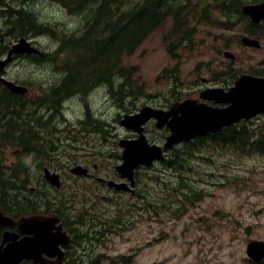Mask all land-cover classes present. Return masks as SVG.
Here are the masks:
<instances>
[{
    "label": "rangeland",
    "instance_id": "374dc122",
    "mask_svg": "<svg viewBox=\"0 0 264 264\" xmlns=\"http://www.w3.org/2000/svg\"><path fill=\"white\" fill-rule=\"evenodd\" d=\"M26 1L29 3L24 5L36 12L42 22L56 24L52 35L32 39L33 46L42 53L56 51L60 40L67 34L82 35L83 18L72 14L62 2ZM244 1L245 5L264 2ZM185 2L187 6L196 8L201 16L198 21L185 25L186 30L189 26L193 30L191 42L188 41L183 48L171 47L179 40L171 35L176 20V15L172 14L131 56L124 58L126 67L137 68L135 77H139L141 88L135 99L127 100L126 110L120 108L107 91L93 94L91 101L85 96L67 101L57 112L38 108L36 117L26 111L21 115L28 113L32 118L29 123L33 124L28 130L39 131L38 134L44 137L43 145L58 150L54 164L56 170L62 172L58 171L62 175L63 186L56 192L44 179V168L53 164L54 156L32 162L30 155H22L12 169L18 180L11 192L32 197L30 212L42 211L41 194L47 196V203L53 204L57 198L66 229L91 231L93 222L92 239H86V244L92 243V248L96 247L90 258L93 262L248 264L249 243L264 241V154L253 146L263 136L264 115L237 124H245L249 132L239 145L215 144L208 140L201 150H194L196 155L189 157L191 159L185 166L187 170L166 169L160 162L151 169L142 168L135 194L113 191L102 187L96 180L75 177L70 173L77 164L92 172L98 165L96 176L113 178L111 182H114L117 166L122 163L123 150L119 143L134 137L121 125L126 115L139 112L145 106L167 109L176 102L196 98L206 88H225L228 83L214 80L213 75L225 71L229 65L242 71L258 69L257 65L264 59V22L258 37L245 32L251 22L248 17L249 21L239 20L231 31L221 30L217 24L210 26L204 22L203 10L211 0H174L173 5L179 7ZM3 4L0 0V11ZM215 16L221 17L219 11H214ZM0 30H6L4 21ZM246 36L258 39L262 48L244 47L241 39ZM20 39L2 33L0 60ZM169 49H174L180 60H173ZM227 52L234 54L235 60L226 58ZM74 58L64 53H60L54 63L15 58L3 76L31 89L24 97L28 103L36 100L34 95L39 92L42 99L48 100L45 91L59 82L63 76L60 67ZM81 73L80 78L85 79L86 71L81 69ZM90 79L92 77L87 82ZM231 86L233 83L227 88ZM33 107L30 104L28 110ZM44 113L50 119L48 123L46 117L37 121ZM83 113L86 121L90 117L87 126V122L78 120ZM15 119L19 121V118ZM17 127L8 137L11 145L0 144V164L7 168H10L7 158L11 153L24 146L29 148L31 144H22V140L16 138L19 130H26L23 126ZM163 130L155 124L149 126L147 137L151 144L163 146L166 140ZM186 144L177 146L178 151L169 153L170 156L178 154L180 157L183 149L190 148ZM106 220L109 221L107 226L103 223Z\"/></svg>",
    "mask_w": 264,
    "mask_h": 264
},
{
    "label": "trees",
    "instance_id": "16d2710c",
    "mask_svg": "<svg viewBox=\"0 0 264 264\" xmlns=\"http://www.w3.org/2000/svg\"><path fill=\"white\" fill-rule=\"evenodd\" d=\"M211 1L203 10L206 24L210 26L217 24L221 30L231 31L236 28L239 20H248L241 13L242 7L246 4L244 0ZM3 2V10L0 11V24L4 21L6 32L0 30V44H2L3 32L13 38L27 39H36L43 35H52L55 32L56 24L42 22L36 12L24 5L28 4L29 1L3 0ZM56 2H62L64 7L69 9L72 14L83 18L84 24L80 29L83 32L82 35L67 34L68 36L65 35L60 40V46L56 51L24 58L33 59L36 62L49 61L54 63L60 53L72 55L75 58L70 59L60 67L59 71L63 74V77L51 89H77L81 81V69L85 70V66H87L90 69L86 70L91 71L93 87L96 88L100 83H104L107 89H110L113 100L118 103L120 108H125V110L127 109V100L135 99L141 88L138 85L139 77H135L138 73L137 68L126 67L124 58L131 56L149 36L159 29L163 20L169 18L172 14L176 15V20H174L175 25L171 35L179 38V40L177 44L174 42L171 47H174V49L185 47L188 41L191 42L194 39L193 30L190 29V26L186 30L185 25L198 21L201 17L196 8L193 9L187 6L186 2L178 7L173 5L174 0H56ZM213 10L219 11L221 17H214ZM262 25L256 26L249 21L245 32L253 37H258ZM174 49H169L171 58L180 60ZM257 68L242 71L239 68H234L233 65H229L220 74L215 73L213 78L218 82H227V86H230L241 73L264 78V59L257 65ZM64 94L66 93H62V100ZM179 95L180 93L177 98ZM48 100H51L54 105L55 95L50 93ZM30 104L34 105L32 110H28ZM38 108L50 112L48 107H41L36 101L28 103L26 98L10 93L6 86L0 83V144L11 145L8 139L11 131L16 130L17 126L25 127V131L19 130L16 138L22 140V144L25 142L31 143L27 150L28 155L32 157V162L41 157L51 159V154L54 153L51 146L41 143L44 137L38 134L39 131L30 132L28 130V127L33 124L29 123L32 118L29 117L28 113L21 116L26 111L32 117H36L34 115L37 113ZM45 116L48 123L50 119L45 113L37 121ZM16 117L24 124H20L15 119ZM89 119L88 116L87 121H84L87 122L86 126ZM103 125L106 126V124ZM93 127L96 128L94 125ZM247 134L249 132L245 124L239 126L236 124L217 134L198 137L186 144L190 148L183 149L180 157L178 154H174V157L169 161V165L178 171L187 170L185 166L191 159L189 157L196 155L194 150H201L206 146L208 140H212L215 144L228 143L235 146L239 145ZM261 135L264 136V133ZM263 136L253 146L264 154ZM174 150L178 151L177 148ZM25 173H28L26 169ZM17 180L18 177L13 174L12 168L0 164V210L10 216L12 212L18 216L28 215L32 197L29 194L18 195L16 192H11L16 187ZM41 198L44 200V205L50 203H47L46 195L41 194ZM26 207L29 209H24ZM61 214L65 221L64 214L62 212ZM248 264H264V261L260 263L248 261Z\"/></svg>",
    "mask_w": 264,
    "mask_h": 264
},
{
    "label": "water",
    "instance_id": "95a60500",
    "mask_svg": "<svg viewBox=\"0 0 264 264\" xmlns=\"http://www.w3.org/2000/svg\"><path fill=\"white\" fill-rule=\"evenodd\" d=\"M241 12L251 22L260 26L264 22V2L256 5H245ZM244 47L260 50L262 45L258 39L243 37ZM39 50L32 42L22 38L9 50L7 57L0 60V74L10 64L15 56L36 55ZM225 57L235 60V55L225 53ZM0 83L13 94L25 96L27 88L0 78ZM213 103L214 105H209ZM222 106V107H221ZM264 115V78L247 74L240 75L234 85L228 90L222 88L205 89L198 94L197 99H186L176 103L168 111L143 107L139 112L126 115L121 125L138 135L135 140H122L119 147L123 150L122 164L117 167L119 175L128 183L110 182V186L118 192L130 190L136 183L135 172L141 166H152L155 162L165 159V152L173 150L181 143H189L198 137L221 132L226 127L234 126L244 120L249 121ZM156 121L158 129H167L169 136L162 146L151 144L144 134V126L150 121ZM77 177H87L88 169L77 166L71 170ZM44 179L53 187H62L61 176L58 173L44 170ZM17 224L19 234L7 232L0 244V264H18L23 259L34 260L36 264H49L43 258L55 259L53 264H63L65 248L73 239L63 229L58 216L35 215L21 217L15 222L6 217L0 210V225L8 227ZM20 235L23 238L20 239ZM20 239V240H19ZM250 261H264V241H252L247 247Z\"/></svg>",
    "mask_w": 264,
    "mask_h": 264
},
{
    "label": "flooded vegetation",
    "instance_id": "af4514ba",
    "mask_svg": "<svg viewBox=\"0 0 264 264\" xmlns=\"http://www.w3.org/2000/svg\"><path fill=\"white\" fill-rule=\"evenodd\" d=\"M46 1H47L46 3H49L48 0H46ZM53 1H56V0H53ZM43 53H45V52H43ZM43 53L41 52L39 55H42ZM86 69H90V68H87V66H85V71H86V74H87L86 78L85 79H81V81L79 83V87L77 89H48V90L45 91L46 97L47 96L49 97L50 93H53L55 95V104L54 105H53L51 100L42 99L41 92H39L38 95H34V96H36V98H35L36 100H34V101L38 102L41 105V107L43 105H44L43 107H48V111H55L56 112V110H58L59 108H62V107L64 108V106L67 103V101H74V100H76L78 98H81V97H84V96L86 97V99L91 101L93 99V94H95V93H99L100 94V93H106L107 91L110 92V89H106L105 88L107 86L104 83H102V84L100 83L99 85H97L96 88H94L92 79H90L87 82V79L89 77H91V71L90 70H86ZM226 89H228V88H226ZM29 92H31V89H28V94H29ZM46 93H48V94H46ZM62 93H66V94H64L63 100L61 98ZM76 102H79V100H77ZM80 102H83V101H80ZM171 106H169V108ZM162 108L163 107L155 108V109H161V110H168L169 109V108H167V109L166 108L162 109ZM133 114H135V113H133ZM85 119H86V114H84V113H83V115H81L78 118V120L80 122L86 121ZM152 124H155V126H156V121L152 120L147 125L144 126V134L146 135V137H147V134H148V128ZM163 131L166 132V137H167L168 136L167 135L168 134L167 133V129H164ZM131 134L134 135L133 139L131 138V140H135V139L138 138V135H136V134H134L132 132H131ZM147 139H148V137H147ZM148 141H149V139H148ZM56 151H58V150H56ZM56 151L54 150V153L51 154V156H54L53 164L52 165L49 164V166L45 167L44 170L46 168L50 169L51 172L58 173L61 176V179H62V175L58 172V171L61 172V170L60 169L56 170L55 164H54L55 161H56V158H57V156L55 155L57 153ZM174 152H175L174 149L171 150V151L165 152V154H164L165 155V159L161 160V161H157L155 164L150 166L148 169L153 168L155 165L158 164V162H160V164L162 166H164L166 169H168L169 167L172 168V166L169 165V161L172 158V155L170 156V154H172ZM28 154L29 153H28V150H27L26 146L18 148L15 152L11 153V157L7 158V162L10 163V168L13 169V167L16 166L19 157H21L22 155H28ZM169 156H170V160L168 161ZM79 165H81V164H77L76 166H79ZM81 166H83V165H81ZM83 167H85V166H83ZM146 167L147 166H142V167H140V168H138L136 170V172H135L136 183H135V185L133 187H131L132 189L127 190V191H121V192L135 194L136 193L135 192V186L137 185L138 182H140V180L138 179V174H139V172H140V170L142 168H146ZM85 168L88 169L89 175L87 177H79V178H87L89 180H96L102 187H107V188H110L113 191H117L115 188H112L110 186V184H109L113 180V178H111L112 180H109V179H106V178H102V177H97L96 176V173H97V170H98V165L94 166L95 172H92L87 167H85ZM114 176H115L114 177V180H115L114 182H116V183H128V180L122 178L119 175L118 172H116V174H114ZM60 189H62V187ZM60 189H55V191L58 192L57 190H60ZM41 201L43 203L42 211H34V212H30L28 215H21V216H18L16 213L12 212V215L10 216L11 219H13L15 222H18L19 218H21V217H29V216H35V215L58 216L61 219V223L63 225L64 231H66L67 234L73 239L72 243L65 248V261H64L63 264H100L99 261H94L93 262V261L90 260V258L92 257L96 247L92 248V243L86 244L87 243L86 239H88V238L92 239V233H94V224H93V222H92V226H91V228H92L91 231L92 232L89 231V230H86L84 232V231H82V229H76L73 226L72 227L75 228V230H72L70 228L66 229V227H65L66 222L64 221V218H63V216L61 214V206H60V203H58L57 198H55L53 204L49 203L48 205H44V200L42 198H41ZM103 223H105V225L107 226L109 224V221L106 220V221H103ZM7 232H10L12 234H19L18 225L15 223V224L10 225L8 227L0 226V244L3 241L4 234L7 233ZM81 236H83V237H81ZM21 238H23V236L20 235V239ZM80 239H82V240H80ZM43 258L48 260L49 264H53V262L55 261V259H49V257L47 255H45V254L43 255ZM18 264H36V263H35L34 260H29V259L26 258V259H23Z\"/></svg>",
    "mask_w": 264,
    "mask_h": 264
}]
</instances>
